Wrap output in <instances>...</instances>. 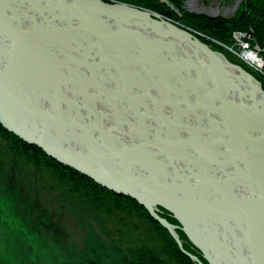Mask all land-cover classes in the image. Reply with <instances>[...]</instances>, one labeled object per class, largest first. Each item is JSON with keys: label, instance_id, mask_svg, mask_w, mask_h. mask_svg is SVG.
I'll return each instance as SVG.
<instances>
[{"label": "water", "instance_id": "1", "mask_svg": "<svg viewBox=\"0 0 264 264\" xmlns=\"http://www.w3.org/2000/svg\"><path fill=\"white\" fill-rule=\"evenodd\" d=\"M126 6L0 0L1 125L178 241L169 212L209 264H264L259 82Z\"/></svg>", "mask_w": 264, "mask_h": 264}, {"label": "rangeland", "instance_id": "2", "mask_svg": "<svg viewBox=\"0 0 264 264\" xmlns=\"http://www.w3.org/2000/svg\"><path fill=\"white\" fill-rule=\"evenodd\" d=\"M242 1L184 0L179 8L171 5L167 0H156L153 6L134 5L113 0H103V4H125L131 9L159 17L165 23L187 32L203 45L219 50L222 58L257 80L261 92L264 93V76H262L264 69L261 73L248 69L235 56V53L229 51L234 45L232 38L235 32L232 33L230 43H221L196 31L191 22L200 17L229 18L237 12ZM172 17L175 20H172ZM235 38L251 44L250 35L246 32H238ZM251 48L256 50L258 57L264 63V55L260 48L253 44ZM14 137L0 123V185L7 184L4 188L6 196L1 194L5 201L0 200V264H52L49 260L51 256L54 257L53 264H65L66 261L72 264L82 262L87 264V260L113 264L117 255L131 248L160 246L158 243L161 236L157 234V228L151 224V221L165 228L145 208L143 209L148 218L145 214H143L144 217L137 213L126 214L128 211L126 208L121 209L122 212L117 209H112L109 213L102 212V210L96 211L93 206H88L83 202L80 189L86 187L82 182H78L80 187L76 185L77 182H71L67 177L62 178L58 175L57 165L51 158L43 156L35 163L26 158L14 159V152L24 156L17 148ZM25 145L22 144V147L28 149V145ZM24 188L31 192L35 190L36 196L34 194L32 197L28 196ZM107 197L110 201L113 199L120 201V206H124L125 202L120 197L113 198L110 195ZM160 209L176 221L177 224H172L168 221V217L164 218V221L175 227L174 233L178 241L167 229L165 231L181 253L198 264L201 261L200 257L190 254L182 246L183 241L177 234V230L180 229L181 232L182 230L177 220L166 210L162 208L157 210ZM52 233L54 236L51 239ZM184 236L192 245L187 236L185 234ZM163 246L165 250L168 242H163ZM197 252L203 259L200 251L197 250Z\"/></svg>", "mask_w": 264, "mask_h": 264}, {"label": "trees", "instance_id": "3", "mask_svg": "<svg viewBox=\"0 0 264 264\" xmlns=\"http://www.w3.org/2000/svg\"><path fill=\"white\" fill-rule=\"evenodd\" d=\"M115 2H123L130 3L134 5H146L153 6L156 4V0H113ZM171 5L175 7H180L184 0H167ZM195 27V30L206 34L213 39L220 41L221 43H230L233 32H246L250 35L251 44L257 45L264 55V0H243L237 12L229 17H200L191 21ZM264 61V60H263ZM18 145V144H17ZM26 146V145H25ZM19 150L23 153V158L31 159L30 162L35 163L36 160L41 159L42 152L39 150L36 151L37 148L29 147L25 149L22 145H19ZM37 153H35L34 151ZM29 152V153H28ZM33 160V161H32ZM49 159H47L48 161ZM52 160V159H51ZM53 161V160H52ZM57 167L56 171H58V175L62 178L67 177L71 182H77L76 185H79L78 182H82V184L86 188H81V193L84 199V203L88 206H93L96 211L102 210V212L109 213L110 210H118L120 211L123 208L128 209L129 212L134 214H140L143 216L145 214L146 218H148L146 211L137 204L135 201L128 197L120 196L111 193L110 191L96 185L93 181L89 180L78 173H75L72 169H69L65 166H60L55 161H53ZM4 178V177H3ZM5 179V178H4ZM22 184V183H20ZM10 185V184H9ZM80 186V185H79ZM7 187V184L0 185V200L5 201L1 197V194L5 195L4 188ZM81 187V186H80ZM26 188V187H25ZM27 191L28 196H34L35 190L33 192L29 191V189H25ZM24 193V191H22ZM34 194V195H33ZM120 197L125 203L124 206H120V201H112L108 200L109 197ZM10 196V194H8ZM26 196V195H25ZM36 196V195H35ZM85 196V197H84ZM115 198V199H116ZM42 204V203H41ZM161 210V209H160ZM123 210H121L122 212ZM163 211V210H161ZM60 216V215H59ZM58 216V218H59ZM161 217L167 218L169 222L172 224H177L175 220L171 218L166 212H162L160 214ZM170 216V217H169ZM61 217V216H60ZM144 217V216H143ZM145 218V219H146ZM151 224H154L157 228L156 232L160 235L158 247H148L142 246L138 248H131L126 250L125 253H120L117 255L116 259L113 260V264H196L191 261L188 257L183 255L181 251L178 249L177 245L170 238V235L165 231V229L161 228L155 221H151ZM177 234L179 238L183 241L182 246L184 250L188 251L190 254L201 256L197 252V250L186 240L184 234L179 230H177ZM53 233L51 234V239L53 238ZM168 242V246H163V242ZM162 243V244H161ZM51 260V259H49ZM65 264H72L71 262H67ZM77 264V263H76ZM84 264V262L80 263ZM87 264H103L100 261L87 260Z\"/></svg>", "mask_w": 264, "mask_h": 264}, {"label": "built area", "instance_id": "4", "mask_svg": "<svg viewBox=\"0 0 264 264\" xmlns=\"http://www.w3.org/2000/svg\"><path fill=\"white\" fill-rule=\"evenodd\" d=\"M233 47L229 50L231 53H235V56L250 70L255 72H261L259 69L262 60L258 57L256 50L251 48L249 42H241L240 38L233 39ZM236 51V52H235Z\"/></svg>", "mask_w": 264, "mask_h": 264}, {"label": "bare ground", "instance_id": "5", "mask_svg": "<svg viewBox=\"0 0 264 264\" xmlns=\"http://www.w3.org/2000/svg\"><path fill=\"white\" fill-rule=\"evenodd\" d=\"M101 3H103V0H99ZM115 5V4H114ZM127 7V6H126ZM129 8V7H128ZM236 34H238V32H235L234 33V36H233V38L232 39H237V38H235V35ZM243 64V63H242ZM262 72H263V69H264V63L262 62V64H261V66H260V68H259ZM261 73V72H260ZM262 76H264V75H262ZM2 119L5 121L6 120V117L5 116H2ZM7 132H9V131H7ZM10 134H12L13 136H15L14 137V140H15V143L16 144H18L17 145V148H19V145H22V144H26V145H28V147H32V148H37V152L40 150L43 154H42V156L44 155V156H47L41 149H39L38 147H35V146H32L31 144H29V143H26V139H22V138H20V137H18V136H16V135H14L13 133H11V132H9ZM13 158L14 159H18V158H20L21 160H23V157L18 153V152H14L13 153ZM47 158H49L48 156H47ZM52 159V158H51ZM53 160V159H52ZM53 161H55V160H53ZM66 167V166H65ZM68 168V167H67ZM101 187V186H100ZM28 188V187H27ZM103 188V187H102ZM105 189V188H104ZM107 190V189H106ZM127 197V196H126ZM129 198V197H128ZM131 199V198H130ZM142 207V206H141ZM29 210H31V209H29ZM158 217L160 218V219H163L164 220V218L163 217H161L160 215H158ZM53 260H54V257H52L51 256V263L53 264ZM48 263L50 262V261H47ZM33 263V262H32ZM200 264H209L204 258L199 262Z\"/></svg>", "mask_w": 264, "mask_h": 264}]
</instances>
